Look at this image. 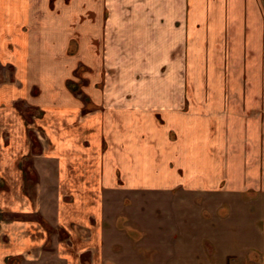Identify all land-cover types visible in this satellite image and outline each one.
Returning a JSON list of instances; mask_svg holds the SVG:
<instances>
[{
    "label": "crops",
    "instance_id": "crops-1",
    "mask_svg": "<svg viewBox=\"0 0 264 264\" xmlns=\"http://www.w3.org/2000/svg\"><path fill=\"white\" fill-rule=\"evenodd\" d=\"M263 51L264 0H0V264H149L153 232L108 222L110 197L178 189L261 216L236 258L229 208L183 220L215 250L186 264H264L262 104L223 66L250 80Z\"/></svg>",
    "mask_w": 264,
    "mask_h": 264
},
{
    "label": "rangeland",
    "instance_id": "rangeland-1",
    "mask_svg": "<svg viewBox=\"0 0 264 264\" xmlns=\"http://www.w3.org/2000/svg\"><path fill=\"white\" fill-rule=\"evenodd\" d=\"M251 53V59L256 57V52L254 50L251 49ZM223 63L225 75L227 77L226 80L228 82H235L234 89L230 90L229 94L239 99L248 96L260 99L262 106L257 107L255 110H259L256 112V116L261 115L264 123V51L258 61L260 76L256 72L258 67L250 66V72H252L250 74V80H248L246 76H243L242 80V70L244 67L237 59L231 61L227 55ZM237 82L240 84L243 83L245 88L243 89L241 86L237 87ZM248 82H250V85L247 87L246 85ZM69 85H71V82ZM250 108L252 109V107ZM251 115L254 116L253 114ZM247 193L251 194L252 192L248 191ZM123 194L124 193L116 192L113 193L111 197L108 196L111 198V201H108L110 207L107 209L109 214L107 221L111 222L115 220L117 223L119 221V228L122 229L123 232L125 231L124 233L131 230L132 224L135 225V223H138L139 230L153 232L152 244L155 248L153 251H148L152 254L151 257L153 260L149 264H176L178 261H181L182 264H186L185 262L190 263L191 260L202 263L208 258L212 260V256L215 255V250L209 248V244H205L206 248H204L203 251L199 250V248L193 244L196 237V235H194L195 233H192L191 236L188 237L189 242L187 239L186 244H181L178 237H181L183 234L181 232V222L183 223V220L186 222L185 225L187 229H194L195 223L200 220L197 215L198 213L202 212V216L208 217L211 223L214 220L216 224L219 217L216 218L215 215L211 216L210 211H212V207L218 205H223V207L219 209V214L225 216L231 215L230 223H233V225L231 224V228L237 235V239L233 241L235 244L233 248L237 251H234V254L230 256V258L244 255V251H246L244 249L250 240V243L257 242V237H252L254 234L253 230L255 229L253 223L259 228L258 220L260 221L261 216L257 212L258 201L255 196L241 193L234 195L232 198L226 197V199L215 201L210 199L209 196L199 198L188 191L179 189L171 191L170 194H164V196L162 194L146 195L141 192L133 193L132 196ZM231 205L235 208V211L231 209ZM124 206L127 207L125 208ZM226 209L230 212L229 214L226 213ZM244 211H248V214L251 216L249 221ZM232 212H234V216H232ZM123 215L126 217H122ZM199 222L203 223V221ZM178 229H180V235L175 232ZM242 230L250 231L248 233L244 232L243 236V234L241 235V233H243ZM173 233L175 234L173 235ZM148 240H150V238H148ZM250 253L251 252H249V258L252 257ZM234 260L235 259L232 261Z\"/></svg>",
    "mask_w": 264,
    "mask_h": 264
}]
</instances>
